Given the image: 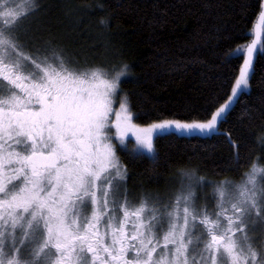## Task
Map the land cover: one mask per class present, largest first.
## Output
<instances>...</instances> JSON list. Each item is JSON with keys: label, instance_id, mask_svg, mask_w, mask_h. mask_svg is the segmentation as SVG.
<instances>
[{"label": "snow or ice", "instance_id": "obj_1", "mask_svg": "<svg viewBox=\"0 0 264 264\" xmlns=\"http://www.w3.org/2000/svg\"><path fill=\"white\" fill-rule=\"evenodd\" d=\"M39 7L35 0H0V83L6 85L0 87V264H264V239L255 242L247 233L264 223L258 162L240 183L216 186L215 213L198 207L192 178L178 173L174 214L149 197L130 210L128 174L117 155L129 133L152 153L157 132L218 131L239 90L250 86L256 46L234 50L242 64L223 101L213 93L189 121L139 127L120 87L129 66L80 68L62 50L41 49L26 25ZM259 20L264 24V12ZM219 134L227 136L239 167V144Z\"/></svg>", "mask_w": 264, "mask_h": 264}, {"label": "trees", "instance_id": "obj_2", "mask_svg": "<svg viewBox=\"0 0 264 264\" xmlns=\"http://www.w3.org/2000/svg\"><path fill=\"white\" fill-rule=\"evenodd\" d=\"M261 4L262 0H61L55 7L84 10L90 16L86 24L119 65L129 66L120 87L130 97L133 122L149 126L164 120L189 121L213 93L221 101L230 94L242 64L234 50L249 41ZM237 101L216 132L159 134L152 156L119 148L130 188L163 189L176 184L178 173L238 182L253 163L264 165L261 49L254 58L250 86L240 90ZM220 132L239 144V167L233 146Z\"/></svg>", "mask_w": 264, "mask_h": 264}, {"label": "rangeland", "instance_id": "obj_3", "mask_svg": "<svg viewBox=\"0 0 264 264\" xmlns=\"http://www.w3.org/2000/svg\"><path fill=\"white\" fill-rule=\"evenodd\" d=\"M32 3L33 0H21L23 3ZM61 0H35V3L38 4L39 11H36L33 15L29 16L26 25L30 31V34H36L39 37L38 45L41 49H51L55 48L57 50H62L64 56L67 59L73 61L74 66L84 68L89 66H105L107 68H114L115 70H120L118 60L113 56L111 51H108L104 40L97 38L96 33L93 28H90L86 21L90 18L84 10L79 9H56L57 3H60ZM261 12H264V0H262L261 10L257 19L249 32V41L244 44L243 48H247L251 45L256 46V54L259 52L262 46V37H263V28L259 20ZM240 48V47H239ZM128 77L124 76L121 78V82ZM121 84V83H120ZM0 87H6L5 84L0 83ZM244 89L243 87L240 89ZM239 90V92H240ZM117 101L114 100L113 111L118 112L119 108ZM114 119V118H113ZM150 126V125H149ZM149 126H139V127H149ZM115 131V129H113ZM168 132H174V130H165L163 132H157L155 136L159 134H164ZM177 134V133H176ZM208 134V133H207ZM179 135H188L180 133ZM192 135H201L195 133ZM206 135V134H204ZM153 138V144H154ZM134 140L131 142V149H135L140 154H145L147 156H152V153L147 152L145 149L137 145L135 136L131 133L125 138V141ZM114 143L118 141L114 140ZM130 143V142H129ZM121 146V145H120ZM118 147V150L120 148ZM118 155V154H117ZM119 157V156H118ZM261 168H264V165H261ZM250 171V170H249ZM187 176L191 177V182L193 183V191L196 193L197 205L201 210H206L209 213H215L218 209L216 208V201L213 198L216 186L220 185L221 182L229 181H217L212 182L204 179L202 177L195 176L193 173H185ZM180 179V178H179ZM177 180L176 184L172 186L164 187L159 190H152L145 192L143 190H135L130 188V185L126 182L127 190V202L130 206V210L136 207H139L141 203L144 202L145 197L155 198V200L163 202L166 205H171L168 208V211L175 214V197L179 194V184ZM197 180H204L210 182L208 186L196 185ZM242 180V179H241ZM240 180V181H241ZM234 182V183H240ZM231 182V181H230ZM151 200L149 201V207H151ZM90 211V209H89ZM149 215V213H145ZM255 219V217H253ZM264 226V223H257L254 227L247 229V233L250 234L251 238H256L259 233L260 228ZM168 230L167 217L165 218L164 227L158 233L159 238L162 241V237L166 234ZM199 234V233H198ZM244 234L237 233L236 238L242 239ZM172 245H169V248H172ZM158 251H160L158 249ZM131 255V254H130Z\"/></svg>", "mask_w": 264, "mask_h": 264}, {"label": "flooded vegetation", "instance_id": "obj_4", "mask_svg": "<svg viewBox=\"0 0 264 264\" xmlns=\"http://www.w3.org/2000/svg\"><path fill=\"white\" fill-rule=\"evenodd\" d=\"M130 142V143H129ZM131 142H134V140H129L128 142L127 141H125L124 143H123V145H121L120 146V149H122V150H128V149H131L130 147H131ZM119 149V150H120ZM119 150H117V154L119 153ZM121 151V150H120ZM132 151L134 152V153H136V154H140L139 152H137L135 149H132ZM141 155H144V154H141ZM121 162V161H120ZM121 164L125 167V165L121 162ZM126 168V167H125ZM262 239H264V226L262 227V228H260V230H259V233L257 234V237L256 238H253V240L255 241V242H259V241H261ZM253 246L255 247V243L253 244Z\"/></svg>", "mask_w": 264, "mask_h": 264}]
</instances>
